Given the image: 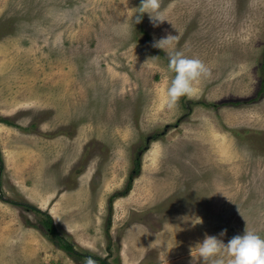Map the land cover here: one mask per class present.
Masks as SVG:
<instances>
[{"label": "rangeland", "instance_id": "obj_1", "mask_svg": "<svg viewBox=\"0 0 264 264\" xmlns=\"http://www.w3.org/2000/svg\"><path fill=\"white\" fill-rule=\"evenodd\" d=\"M139 4L0 0V264H193L205 233L264 236V0H160L167 21L114 32ZM168 33L209 69L172 109Z\"/></svg>", "mask_w": 264, "mask_h": 264}, {"label": "clouds", "instance_id": "obj_2", "mask_svg": "<svg viewBox=\"0 0 264 264\" xmlns=\"http://www.w3.org/2000/svg\"><path fill=\"white\" fill-rule=\"evenodd\" d=\"M131 20L125 17L123 21L115 23L113 31L120 35L130 36L134 31L135 24L141 22L143 15L147 14L153 27L163 21L160 11V0H140L138 7H133ZM180 40V35L168 33L159 39H153L152 47L167 52L168 49L174 51L167 52L168 70L175 73L171 77L170 84L166 89L165 103L172 109L182 96H191L194 91V83L209 74V69L199 58L188 57L182 51L175 50ZM159 56L147 59L142 67L149 61H156ZM198 218V223H202ZM196 223V224H198ZM138 227V226H133ZM227 230L223 229L216 235L205 233L202 241H197L194 246H190V254L194 260L200 264H264V236L255 231L245 230L242 234L232 236L227 243L223 237ZM225 256L228 257L227 261ZM83 264H98L92 256L83 258Z\"/></svg>", "mask_w": 264, "mask_h": 264}, {"label": "trees", "instance_id": "obj_3", "mask_svg": "<svg viewBox=\"0 0 264 264\" xmlns=\"http://www.w3.org/2000/svg\"><path fill=\"white\" fill-rule=\"evenodd\" d=\"M149 47L152 50L159 52V49L152 47V43H149ZM262 61L264 62V57H263ZM261 69L263 70V68H261ZM262 84H264V79H262V81H261V85ZM160 136H161V134H154L150 138L151 139H157ZM0 162H1V160H0ZM140 168H141L140 153L137 152L135 155V158L133 160V168L128 175L125 188L122 191L113 194L112 198H115L117 196H120V197L125 196L131 190L134 179L140 174ZM0 172H1V163H0ZM1 195H2V193L0 191V197H1ZM24 206L28 207L30 210L34 211L35 213L44 214L43 212L39 211V209L34 207V206H30L28 204H25ZM44 222H45L44 226L46 227V232H45L46 238H48V240L51 243H53L58 249L64 251L72 260H75V261L79 260L80 258H82L84 256L83 254H81L80 252L75 250L72 243L67 241L62 235H60L57 232V230L55 229V227L53 225L52 218L50 216L46 215V220ZM87 256H91V255H87ZM93 258L101 261L103 264H108L104 260H101V259L96 258V257H93Z\"/></svg>", "mask_w": 264, "mask_h": 264}]
</instances>
